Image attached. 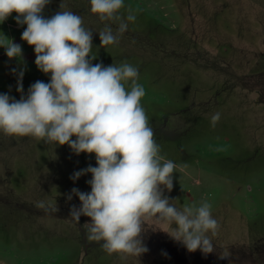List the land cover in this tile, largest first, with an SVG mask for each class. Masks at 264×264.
Returning <instances> with one entry per match:
<instances>
[{
	"label": "rangeland",
	"instance_id": "obj_1",
	"mask_svg": "<svg viewBox=\"0 0 264 264\" xmlns=\"http://www.w3.org/2000/svg\"><path fill=\"white\" fill-rule=\"evenodd\" d=\"M0 264H264V0H0Z\"/></svg>",
	"mask_w": 264,
	"mask_h": 264
}]
</instances>
